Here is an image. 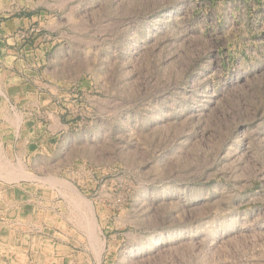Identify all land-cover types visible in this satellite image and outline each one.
Returning <instances> with one entry per match:
<instances>
[{"label": "rangeland", "instance_id": "obj_1", "mask_svg": "<svg viewBox=\"0 0 264 264\" xmlns=\"http://www.w3.org/2000/svg\"><path fill=\"white\" fill-rule=\"evenodd\" d=\"M0 161V264H264V0H0Z\"/></svg>", "mask_w": 264, "mask_h": 264}, {"label": "bare ground", "instance_id": "obj_2", "mask_svg": "<svg viewBox=\"0 0 264 264\" xmlns=\"http://www.w3.org/2000/svg\"><path fill=\"white\" fill-rule=\"evenodd\" d=\"M3 115V114H2ZM17 120V119H16ZM11 121V120H10ZM14 122V121H13ZM0 162H2V161H0ZM14 167V166H13ZM4 168V167H3ZM21 171V170H20ZM22 172H23V170H22ZM21 172V173H22ZM7 173V172H6ZM9 173V172H8ZM10 173H11V170H10ZM16 173V172H15ZM31 174V173H30ZM33 175V174H32ZM12 176H13V173H12ZM6 177H8V176H6ZM28 177V176H27ZM15 178V177H14ZM13 178V179H14ZM17 178V177H16ZM8 179H9V177H8ZM18 179V178H17ZM57 181V180H56ZM55 182V181H54ZM66 182V181H65ZM53 183V182H52ZM56 183V182H55ZM62 185V184H61ZM70 185V184H69ZM67 187V186H66ZM68 187H71V189L73 190V192L74 191H77L75 188H74V186H68ZM64 188H65V186H64ZM64 190H66V191H68L69 192V190H67V189H64ZM72 192V191H71ZM77 193L79 194V192L77 191ZM77 194V195H78ZM81 194V193H80ZM66 195V194H65ZM70 196H71V194H69ZM82 195H80V197H81ZM73 197H75V195L73 196ZM77 198L79 199V197L77 196ZM76 198V199H77ZM82 198V197H81ZM76 199H74V200H76ZM69 200H72V197H71V199H69ZM73 200V201H74ZM89 201V200H88ZM77 202V201H76ZM76 202H75V204H76ZM85 203V202H84ZM90 202H88L87 204H88V207L90 208V210L92 211V205H91V203L89 204ZM78 205H80L79 203H78ZM85 205H86V203H85ZM78 207H80V206H78ZM82 207H84L83 205H82ZM79 210H80V208H78ZM77 209V210H78ZM87 210V208L85 209V211ZM82 210H80V212H81ZM85 211H84V214H85ZM83 212V211H82ZM81 212V213H82ZM87 214H88V212H87ZM92 214H94V213H92ZM90 215V214H89ZM93 216V215H92ZM86 217V216H85ZM93 219V218H92ZM87 220V217L85 218V221ZM96 220V219H95ZM91 221V220H90ZM88 223H89V229L93 232L94 231V229H93V227H96L95 226V224H96V222L95 223H93V221H92V224H90L91 222H89L88 220H87V225H88ZM85 225V224H84ZM88 227V226H87ZM87 230H89L88 228H86ZM88 234H92V233H90V231H89V233ZM93 237V236H92ZM96 237V236H95ZM95 243H97V239H96V241H95ZM92 244V243H91Z\"/></svg>", "mask_w": 264, "mask_h": 264}, {"label": "crops", "instance_id": "obj_3", "mask_svg": "<svg viewBox=\"0 0 264 264\" xmlns=\"http://www.w3.org/2000/svg\"><path fill=\"white\" fill-rule=\"evenodd\" d=\"M28 93V92H27Z\"/></svg>", "mask_w": 264, "mask_h": 264}]
</instances>
